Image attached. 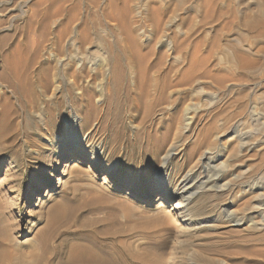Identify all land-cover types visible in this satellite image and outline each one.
<instances>
[{"label": "rangeland", "instance_id": "374dc122", "mask_svg": "<svg viewBox=\"0 0 264 264\" xmlns=\"http://www.w3.org/2000/svg\"><path fill=\"white\" fill-rule=\"evenodd\" d=\"M0 237L1 264H264V0H0Z\"/></svg>", "mask_w": 264, "mask_h": 264}, {"label": "bare ground", "instance_id": "6f19581e", "mask_svg": "<svg viewBox=\"0 0 264 264\" xmlns=\"http://www.w3.org/2000/svg\"><path fill=\"white\" fill-rule=\"evenodd\" d=\"M20 52V51H19ZM22 54V53H21ZM7 61V60H6ZM21 61V60H20ZM27 61V60H26ZM115 63V62H114ZM20 64V63H19ZM21 65V64H20ZM24 66H22V76H23V79L21 80V82H24V83H27L29 81L28 77V73H27V68H26V65L23 64ZM8 66V65H7ZM14 66V64L12 65ZM79 66V65H78ZM115 67V66H114ZM10 69V68H9ZM43 70V69H42ZM114 70V69H113ZM12 72V71H11ZM45 72V71H44ZM115 72V71H114ZM40 73V71H39ZM31 74V73H30ZM9 81V80H8ZM23 83V84H24ZM24 87L23 86H15L14 88L16 89V91H18L19 93L21 92L22 88ZM114 90V89H113ZM112 90V91H113ZM111 91V90H110ZM112 93V92H111ZM87 94V93H86ZM143 95V94H142ZM84 96V94H82V97ZM112 96V95H111ZM31 97V96H30ZM24 98V97H23ZM28 99V97H27ZM104 98L100 99V103L103 104V101ZM141 100V99H139ZM108 103H113V99L110 97V99L107 100ZM25 104V103H24ZM21 105V104H20ZM83 106V105H82ZM75 108V107H73ZM48 109V108H47ZM76 109V108H75ZM81 109V108H80ZM85 109V108H84ZM91 109V108H90ZM89 108H86L85 110H90ZM74 110V109H73ZM78 148V146H77ZM70 164L71 165H75V164H78V159L76 158H73L71 159L70 161ZM69 164V166H70ZM85 169L86 171L88 172H92L94 170H96V165L94 162H90L87 164V166H85ZM191 175V174H190ZM190 178V177H189ZM181 180V179H180ZM109 181V180H108ZM180 184H179V187H178V190L179 192L177 194H179L181 196V199H177L173 202L172 204V210L175 212V218L178 220V221H183V222H191L192 221V218L191 216L188 214L190 212H186L184 210V208L187 206V204H184V202H190L189 199H192L191 196L193 195L191 193V189H192V184H190V180L188 178H183L181 181H179ZM108 182L107 181H104L102 184L103 185H106ZM60 184V183H59ZM58 184V185H59ZM197 188V187H196ZM150 190V185H146V186H138V187H132L128 190H126L124 192V195L126 197H131V196H134V197H139V196H142L145 192L149 191ZM194 190V189H193ZM52 193L53 191L52 190H49V189H45V193H44V198L46 197H51L52 196ZM182 198H184L182 200ZM158 201V208H166V206L170 203L169 199H166L164 197H159L157 199ZM184 201V202H183ZM64 205V204H63ZM63 211V212H62ZM67 215V211H65L61 205H55L53 207V210L51 211L50 215L49 216V219H50V226L51 224L59 217H66ZM192 215V213H191ZM193 216V215H192ZM194 220V219H193ZM55 225V224H54ZM1 231H6V230H1ZM5 235V234H4ZM52 237V236H51ZM70 236L66 235L65 238H69ZM64 238V240H65ZM76 238L78 239L79 236H76ZM44 241V240H43ZM43 243V242H42ZM45 243V242H44ZM10 249V247H8ZM12 251V250H10ZM5 246L3 247V244H2V240H1V237H0V264L2 262V258H8L10 261L13 260L14 261V258L16 256H14L13 254V251L10 252ZM15 252V251H14ZM18 252V251H17ZM60 252V248H55V252L53 254L57 255L59 254ZM19 255V254H17ZM129 259V258H128ZM7 260V259H6ZM16 260V259H15ZM4 262H7V261H4ZM66 262L67 264H87V263H90V264H96L97 262H100V259L99 257H95L93 256V254H89V253H86L84 251H80L78 245H75L73 246L68 252H67V256H66ZM3 263V262H2ZM17 263V262H16ZM9 264V262L7 263ZM15 264V263H14Z\"/></svg>", "mask_w": 264, "mask_h": 264}]
</instances>
